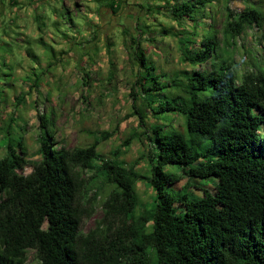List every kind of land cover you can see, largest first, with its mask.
Wrapping results in <instances>:
<instances>
[{
    "label": "trees",
    "instance_id": "1",
    "mask_svg": "<svg viewBox=\"0 0 264 264\" xmlns=\"http://www.w3.org/2000/svg\"><path fill=\"white\" fill-rule=\"evenodd\" d=\"M109 1L115 12L121 8L119 0ZM216 1L163 0L158 7L168 8L178 26L173 35L185 62L201 69L173 77L167 86L178 94L150 112L181 114L187 132L210 143L198 151L185 131L155 128L156 147L148 156L147 180L155 191L151 208L138 198V160L129 166L119 160L120 151L94 167L98 143L59 147L46 115L39 114L41 159L30 161L23 132L14 127L24 101L17 97L0 160V264H27L30 250L40 264H264V72H246L239 80L228 52L248 28L263 29L264 12L247 7L238 13L227 6L218 29L210 12ZM136 44L138 64L151 75L155 68ZM225 46L227 52H220ZM207 63L210 69H202ZM13 71L4 59L0 102L3 87L15 85ZM151 81L139 74L135 82L147 100L165 87L158 77ZM148 106L151 110V102ZM134 109L146 124V111ZM134 138L122 147H130ZM167 166L181 169L188 179L181 191L175 188L178 176L167 173ZM195 180H212L215 193L203 189L197 196ZM97 204L103 216L87 232L84 222Z\"/></svg>",
    "mask_w": 264,
    "mask_h": 264
},
{
    "label": "rangeland",
    "instance_id": "2",
    "mask_svg": "<svg viewBox=\"0 0 264 264\" xmlns=\"http://www.w3.org/2000/svg\"><path fill=\"white\" fill-rule=\"evenodd\" d=\"M162 1L119 0L116 3L121 8L115 12L109 0H0V36L4 39L0 43V64L5 59L6 66H14L16 81L13 86H4L1 92L0 160L6 155L5 133L15 115L17 97H22L24 101L17 111L19 118L14 127L18 134L23 132L30 161L41 159L39 114L46 115L59 147L74 149L98 143L94 167L113 159V153L120 151L119 160L129 166L138 160L135 171L142 177L136 186L138 198L141 204L151 208L155 191L147 180L151 176L148 156L156 147L155 128L185 131L186 139L198 151L210 143L200 136L192 137L181 114L150 112L178 94L175 88L167 86L173 77L199 68L185 62L181 45L173 35L178 26L170 19L168 8L158 9L164 4ZM227 6L238 13L247 7L264 12V0H218L210 9L218 29L222 27ZM136 40L141 43L147 65L155 68L151 75L138 64ZM5 41L9 46H3ZM28 50L34 58L28 56ZM219 51L227 52V46ZM228 52L233 56V68L239 80L246 72H264V27L248 28L237 39L235 50ZM202 69H210V64ZM139 74L146 76L148 84L158 77L165 87L152 92L147 100L135 88ZM133 90L140 94L136 100ZM134 105L146 111V124H141L139 116L134 114ZM132 137H135L132 145L123 148V143ZM31 171L29 167L26 173ZM165 171L178 176L177 190L187 186L188 179L181 169L167 166ZM211 181H193L194 187L199 188H194L193 193L202 196L203 189L215 193ZM102 216L97 204L93 216L84 222L85 231L93 229ZM27 259V264H40L33 250L28 252Z\"/></svg>",
    "mask_w": 264,
    "mask_h": 264
},
{
    "label": "crops",
    "instance_id": "3",
    "mask_svg": "<svg viewBox=\"0 0 264 264\" xmlns=\"http://www.w3.org/2000/svg\"><path fill=\"white\" fill-rule=\"evenodd\" d=\"M13 3H14V2H13ZM67 3H68L67 1L64 2L65 6H66ZM42 27H43V26H42ZM41 31H42V30H41Z\"/></svg>",
    "mask_w": 264,
    "mask_h": 264
}]
</instances>
